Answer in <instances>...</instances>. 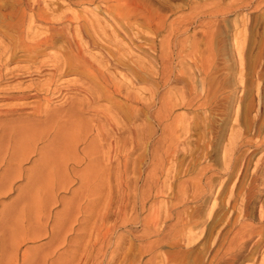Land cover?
<instances>
[{"label":"rangeland","instance_id":"obj_1","mask_svg":"<svg viewBox=\"0 0 264 264\" xmlns=\"http://www.w3.org/2000/svg\"><path fill=\"white\" fill-rule=\"evenodd\" d=\"M42 1L73 18L76 14L90 19L97 17L111 36L114 31L113 41L117 39L115 42L123 43L124 40L123 52H131L132 58L152 71L159 68L155 54L147 47L155 39L154 33L146 26L134 25L132 31L140 32L138 43L146 51H130L128 41L116 29V21L103 10L102 0L94 3L84 0ZM151 1L162 7L170 22H178V30L174 34L168 28L169 31H162L157 37L158 44L165 37L176 43L172 42L175 56L169 62L173 71L165 78L156 73L151 78L145 72H142L143 75L132 73L126 67L117 66L118 61L113 65L105 57L106 50H112L109 43L107 47L99 43L90 47L92 56L100 57L99 60L103 57L105 71L111 73L109 75L113 80L124 82L127 79V83L138 76V81H134L129 89L139 97V108L142 104H149L150 107H146L148 110L141 107L136 111L129 107L127 100L119 96L111 100L102 90L93 106L111 113V119L104 120L107 136L105 133L99 141L82 144L80 149L87 145L93 151L101 150L103 156L76 157L71 154L70 145L68 148L53 146L46 138L54 132L53 128L43 130L36 122V114L31 112L41 100L32 95L35 88H42L55 73L49 64L55 58L68 56V49L61 40L55 47L37 56L38 59L30 58L18 48L14 36L15 25L11 26L15 19L8 16L9 12L15 10L17 1L0 0V42L10 46L4 58L10 54L16 55L4 68L3 79L0 75V264H212L218 247L214 248L211 244V234L218 229L226 235L227 229L233 227L236 231L240 228L239 222L231 224V227L224 226L225 218L233 211L231 215L234 219L239 216L243 188L250 186L257 174L264 177V166L260 169L257 167L258 163H263L259 159L264 148L250 155L247 163L241 160L236 172L233 171L234 176H231L226 169L224 146L229 144L232 130L240 129L234 124L238 104L225 98L220 107L201 111L198 102L189 104L187 100L199 90L201 76L196 60L200 50L206 48V31L210 21L215 22L217 77L220 81H226V96L233 93L230 90H235V75L241 64L235 43L237 33L245 31L246 24H250L247 35L244 34L239 40L247 38V57L258 59L264 45V0H216L222 11L214 15L205 11L202 13L199 9V4L201 7L211 0ZM38 30L42 28L35 26V31ZM117 32L123 36L119 37ZM115 42L113 48L117 44ZM180 49H184L185 57L177 56ZM35 66H38L37 69ZM40 67L41 71L38 69ZM69 71L57 76V87L67 94V98L61 97L53 102L59 118L62 109L64 111L73 104L79 105L82 99H87L84 92H75L73 85L81 82L93 90L103 89L85 75L73 69ZM230 82L233 83L231 87L228 86ZM19 90H24L31 97L16 99L15 93ZM1 91L4 93L1 94ZM42 104L45 106V101ZM91 114L93 112L83 113L86 117ZM62 115V120L69 118L64 113ZM72 120H76V117L71 116ZM91 124L94 126L95 121H91ZM65 132L68 134L62 132L63 141L71 137L70 130ZM91 135V138L95 137L94 133ZM259 182L255 184V190L257 187L264 188V180ZM231 196L233 203L230 207L227 202ZM221 200L227 201L223 203ZM256 204L251 210L258 219L261 208L260 204ZM233 205L239 209L233 210ZM186 227L192 228L194 239L190 241L184 239ZM255 256L258 259L255 263L244 261L242 264H261L264 244L255 252Z\"/></svg>","mask_w":264,"mask_h":264},{"label":"bare ground","instance_id":"obj_2","mask_svg":"<svg viewBox=\"0 0 264 264\" xmlns=\"http://www.w3.org/2000/svg\"><path fill=\"white\" fill-rule=\"evenodd\" d=\"M15 1H17V3H16L17 6H16L14 11H11V13L9 12L8 16H12L15 19L13 24H11V26L15 25L14 36L17 40V43L19 44L18 48L20 50L24 51L25 54L27 53L29 56H31L30 58H32V57L37 58V56L41 55L43 52L46 53L45 51L47 49H51V48L55 47V45L58 43V41L62 40L64 42L63 44H65L66 49H68V52H69V53L66 52L67 54H69L68 56L55 58L54 62L49 64L50 66H52V69H54L55 73L48 79L47 83L42 88H40V89L35 88V92L32 93V95L37 96L41 99L40 102L34 107V110L31 111L32 113L36 114V116H37V119H36L37 124L41 125L43 127V130L48 129V128H53L54 132H51L50 134H48L46 136V138L51 141V144L53 146H57L58 148L59 147L68 148L70 145L71 146V154L76 156V157H94L95 155L96 156H103V155H101V154H103L101 150L93 151V150H91L90 147H86L87 145L85 146L86 148L84 147L82 150L80 149V146L82 144H86L89 142L94 143L96 140L99 141L101 139V137L104 136V134L106 133L105 132V130H106L105 126L106 125L104 123V120L105 119L106 120L111 119V113L109 114L108 112L104 111L99 106H95V107L93 106V103L95 102L96 98H98L101 95L102 90L107 92V93L105 92L107 94L106 96H108V98H110L111 100H114L118 96L127 100V102L130 103L129 107L136 109V111L141 110L142 109L141 107L149 108L150 105L149 104H146V105L142 104V106L139 108V104H141V102L138 100L139 97L137 98V96L134 95L133 92L129 89L130 87H132L134 81H138L137 80L138 76H135V77L129 79V81H127V83H125L127 79L124 82L113 80L111 75H109L111 73L108 74L105 71V65L103 64L104 60H102L103 57H101V59L99 60L100 57L99 58L97 57L98 58L97 59L96 57L92 56L89 52V48L92 46H96L98 43H99V45L102 44L103 46L104 45L106 46V44L109 43L112 46V50L107 49V50H109V52L106 50L107 53H106L105 57L108 58V60H110V62L113 65L116 64V61H118L116 64L117 66H120L123 68L126 67L127 70H132V73L145 72L148 74V76L150 78L152 77V75L154 73H156V74L163 75V77L165 78V77L169 76L170 73L173 71V70H171L169 62H170V59L175 56V52H174L175 48L174 49L172 48V42H173L172 39H170V38L167 39L165 37L166 39L163 38L164 39L163 40L162 38H160L163 41L161 42V44H158L157 43L158 42L157 37L160 33H163L162 31L168 30V28H171V30L174 34L176 32V29L178 30L177 20L170 22L169 16L164 12L162 7L155 4L151 0H102L103 10H105L110 15V16L108 15L109 17L113 18V21H116V24H115L116 29L118 31H121V33L124 35L125 39L128 41L127 45L130 49L129 48H127V49H129L130 51H132L131 49H135L136 51H140V52L146 51V50H143L144 48H143L142 44L138 43L139 40L141 39L140 32H133L132 31V27H134V25L135 26L138 25L141 27L146 26L148 29H150L154 33L153 34L151 32V34H153L155 36V39H153L147 47L152 49L150 51H152L155 54V59H156V62L158 63L157 65H159V68H157L156 71H152L144 63H142L138 60H135V58H132L130 56V55H132V54H130L131 52L129 53V51H127V54L125 52H123V49H124L123 46L124 45H122V44L124 43V40H123V43H119V41L115 42L117 39L116 40L114 39V41H113L112 36L114 35L113 34L114 31L112 32V36H111V32H110V34L108 33V31L105 29V26L103 27L101 25V22L97 17L90 19V18H87L84 16H79L80 14L77 15L76 13H73V14H76V17L74 16V18H73V17H71V15H69L67 13L66 14H61V12L59 13L58 12L59 10H57V7L55 8L53 5L45 4L42 0H15ZM84 1L88 2V3H94L96 0H84ZM84 1H82V2L84 3ZM215 2H216V0L215 1L211 0V1H209V3L205 2L206 4L202 5L201 7H200L201 4H199V9H201L202 13H203V11H205L207 14H211V15H214L217 12L219 13L222 11V9ZM256 5H258V4H256ZM222 7H223V5H222ZM262 10H263V8H262ZM96 12H98V11H96ZM100 12H104V11H100ZM106 12H105V14H106ZM88 13H89V11H88ZM206 17H204V18H206ZM217 17H219V16H217ZM204 18H203V20H204ZM255 18H256V16H255ZM208 20H210V19H208ZM7 25H8V23L5 26H7ZM35 26H40L42 28V30L35 31ZM208 26H209V29L206 31V39H205L207 42L206 48L203 50H200L199 57L196 60L198 71H199L198 73H200V76H201L200 77L201 79H200V84H199V90H198V92H196V95L194 94V97L192 96L187 101L189 102V104H191L195 101L198 102L197 106L199 109H201V111L202 110H204V111L205 110H214L215 108L220 107L225 98H227L228 100H230L233 103L238 104V107H237V109H235L236 111L234 113V115H235V117H234L235 123L234 124H235V126H238V128H240V129L239 130H232L230 138L228 137L229 138V140H228L229 144L227 146H224V147H226L224 149L225 150V156L224 157H225L226 169H227V171L228 170L230 171L231 176H232L233 171L239 166V164H241V163H239L241 160L243 163H245L247 161L248 157H250V155L254 154L256 150H260V149L264 148V45H263V48L261 50V53H260L258 59L256 58V60H252L250 57H247V55H248L247 38H245L243 41H240L239 38L242 37L244 34L247 35V33L249 31L250 24L249 23L246 24L247 29L245 31H243V30L239 31V29H238L239 32L237 33V39H236L235 43L237 45L236 47H237V51L239 53V56L241 57V64L240 65L238 64L240 66V69L238 71H236L237 76L235 75V77H236V79L234 81L235 90L231 89L230 92L232 91L233 93L226 96V92H227V88H228L226 86V81L225 82L223 80L220 81V79L217 77V64H216V57L217 56H216V50L214 47V42H215V38H216L215 22L214 21L208 22ZM125 29L127 30V32H125ZM205 29H207V28H205ZM240 29H241V27H240ZM143 30H144V28H143ZM116 35H118V32ZM122 36H119V37H122ZM85 39H86V41H85ZM254 39H255V37H254ZM262 40H261V42H262ZM113 42H115V44L117 43L115 45V48H113ZM174 43L175 42H173V44ZM203 44H205V43H203ZM9 45H10V43H9ZM125 45H126V42H125ZM13 46H14V44H13ZM173 47H174V45H173ZM101 49L103 50L104 48H101ZM196 49H197V47H196ZM9 50H10V46H6V45L4 46L2 44V42H0V51L2 54L0 56V63H1L0 75H1L2 79L4 78V73H3L4 68L6 67L7 64L12 62L16 56L14 54H10L5 59L4 55L5 54L8 55ZM249 53H250V51H249ZM193 54H194V52H193ZM151 55H153V54H151ZM177 56L178 57L184 56V49H180L179 52L177 51ZM153 57H154V55H153ZM236 57H237V55H236ZM40 63H42V61ZM44 64H45V61H44ZM107 64L108 63H106V65ZM37 67L35 66V69H37ZM45 68H46V66H45ZM38 69L40 70L41 67ZM71 69L85 75L87 78H89V80L91 82L99 83L100 88H103V89H101V90L95 89L96 90L95 91L93 89H90L86 85L82 84L81 82L79 84L73 85L75 92H76V90H78L80 92L81 91L84 92L85 95L87 96V99L85 98L86 99L85 101H82L83 100L82 99L79 105L73 104L72 106L68 107L64 111L62 109L61 114H60L61 117L59 118V112L55 108H53L52 105H53V102L55 99H58L61 97L67 98V94L64 92V89L57 87V82L59 81V80L57 81V76L59 77V74L60 75L68 74L67 71L70 70L69 72H71ZM27 71H28V69H27ZM142 75H143V73H142ZM157 77H158V75H157ZM159 78H160V76H159ZM161 78H162V76H161ZM153 80H155V79H153ZM164 83H165V81H164ZM232 84L233 83L230 82L228 86L231 87ZM34 85H35V83H34ZM69 88L71 89V84L69 85ZM96 88H99V86H97ZM98 90L100 92H97ZM68 91H70V90H68ZM3 93H4V91H1V94H3ZM157 93H159V92H157ZM15 95H16V99H22V100L31 97V96L25 94L24 90L17 91V93H15ZM0 97H2V96H0ZM73 100L75 101L76 99H73ZM163 100H165V99H163ZM43 101H45V106H43L44 103L42 104ZM116 101L117 100H115V102ZM109 102H110V100H109ZM122 103H123V101H122ZM171 103H172V101H171ZM71 104H72V101H71ZM124 104H126V102ZM157 104H158V102H157ZM167 105H169V104L167 103ZM112 106H113V104H112ZM116 107H117V105H116ZM108 108H110V107H108ZM118 108H120V107H118ZM111 109H113V108H111ZM217 111H220V110H217ZM217 111H215V114ZM84 112H93V114H91L90 117H86L83 115ZM233 112H234V110H233ZM62 113H64L65 116L69 117V118L62 120L63 119L62 116H64V115H62ZM87 115H88V113H87ZM125 115L128 117V115L126 113H125ZM169 115L170 116L172 115V109L170 110ZM71 116L76 117V120H72V122H71ZM175 118L176 117H174L173 120H175ZM91 121H95L94 126H92ZM107 122H106V124H109ZM113 125H115L114 122H113ZM235 128H237V127H235ZM67 130L71 131V137H70L71 141H70V139L68 140V137L65 138V136H64L65 140L64 141L61 140V136H63V133H66L65 131H67ZM85 131H87V133L83 135V133ZM20 133L18 132V134H20ZM93 133H94L95 137L91 138V136H92L91 134H93ZM66 134H68V133H66ZM106 136H107V133H106ZM40 137L42 139V134L40 135ZM91 139L93 141H91ZM69 142H71V144ZM54 148H56V147H54ZM252 148H253V150H252ZM109 152L107 154L108 156H109ZM260 152H261V150H260ZM106 153H105V155H106ZM258 153H259V151H258ZM260 157H262V158H260L259 161L260 162L263 161V163L257 164V167L259 169L261 166H264V153ZM202 168L204 169V167H202ZM247 171H248V169H247ZM251 171L253 172V170H251ZM235 172H236V170H235ZM245 175L246 174H244V177H245ZM235 176H236V174H235ZM197 178H199V177H197ZM188 180H187V182H189ZM263 180H264V177L262 178V175L260 176L259 174H257L255 176V178L252 180V182L249 184L250 186H248V187L246 186L243 188L244 196L242 195L243 198L241 199L242 203L240 204L241 205L240 209L238 208V206L235 208V205H233L234 206L233 210H235L237 208L239 209V216L237 218H235L236 220L234 219L233 215H231L234 211L231 214H227V216L225 218L226 223L224 226H230L231 227V224L235 225L237 222H239L240 228L236 231L233 229V227L230 230L227 229V233L225 232L226 235L224 234L225 236L223 235L222 231L221 230L218 231V229H217V232L215 234H211V236H210L211 237V244L214 246V248H215V246L218 247L216 255L212 261V264H242L244 261L255 263V261L258 260V259H256V256H258V255L255 256V252H257L258 249H260V247L264 244V188H261L260 184H259L260 189H258V187L256 186L258 189V191H257V189L255 190V184L257 182L263 181ZM193 181H195V178ZM197 181H199V180H197ZM262 183H264V182H262ZM201 184L203 185L204 183L202 182ZM208 185H209V183H208ZM210 188L211 187H209L208 189L210 190ZM230 188H231V186H230ZM240 191H241V189H240ZM238 193H240V192L238 191ZM232 195H233V191H232ZM227 196H229V195H227ZM225 201H227V200H224V202ZM227 203L231 207V204L233 203V196H231L229 198V202H227ZM255 203L260 204V208H261L260 209L261 212L259 214L260 217L258 219H255V216L253 215V212L251 210L253 204H255ZM258 204H256V205H258ZM256 213H257V211H256ZM216 219H218V218H215V220ZM184 220H185V218L183 219V221ZM233 220H235V221L233 222ZM187 221H188V219H187ZM214 223H216V222H214ZM184 226H186V225H184ZM212 227H214V225ZM211 230L212 229H210V232L213 233V231H211ZM176 232L174 234H176ZM191 232H192V228L186 227L185 231H184V235H185L184 239H186L188 241L194 239L193 234ZM187 233H189V235L186 236ZM207 234H208V232H207ZM209 235H210V233H209ZM191 244H193V243H191ZM221 251H224V252L222 254H220ZM211 258H213V257H211ZM204 264H206V263H204ZM261 264H264V257L262 259Z\"/></svg>","mask_w":264,"mask_h":264}]
</instances>
